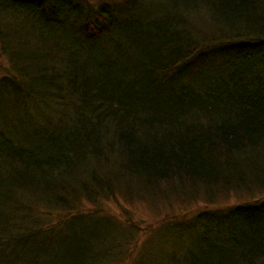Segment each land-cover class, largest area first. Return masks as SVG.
Here are the masks:
<instances>
[{"label": "trees", "instance_id": "1", "mask_svg": "<svg viewBox=\"0 0 264 264\" xmlns=\"http://www.w3.org/2000/svg\"><path fill=\"white\" fill-rule=\"evenodd\" d=\"M151 1L0 0V264H264V198L104 207L264 189V0Z\"/></svg>", "mask_w": 264, "mask_h": 264}, {"label": "rangeland", "instance_id": "2", "mask_svg": "<svg viewBox=\"0 0 264 264\" xmlns=\"http://www.w3.org/2000/svg\"><path fill=\"white\" fill-rule=\"evenodd\" d=\"M87 2L96 5L99 2H106L112 4L114 2H119L120 0H86ZM64 31H56L51 34V36L58 40L59 42H66L67 39L65 37ZM29 38L27 44H38L40 48V52H46L48 47L50 46L49 42L44 43L43 38L46 34H42L35 32V38L37 41H34L31 36L30 31ZM64 40V41H63ZM72 46V45H71ZM68 46L67 49L71 54H65V56L72 57L74 55L75 60L80 65V51H78L75 47ZM0 61H3V57L0 55ZM114 61V60H113ZM108 59L106 60L107 66H116L118 63L115 61ZM33 121H36L33 117ZM260 198H264V189H252L250 192H241V193H230V194H220L218 197L213 198L211 201H198L195 203H189L185 201H181L180 199H170L165 201H156V202H145L142 199H133L130 201H124V199H119L120 201H112L106 203L104 206L111 214L120 216L126 212L130 215V217L136 221L141 229H147L148 225H156L162 223L164 221H176L180 218H187L190 215L195 214L197 211L202 209H210V208H219L225 207L232 204L242 203V202H249L254 201ZM209 199V195L207 196ZM212 199V198H211ZM89 208V207H88ZM168 221V222H169ZM165 223V222H164ZM163 224V223H162ZM150 233V232H149ZM149 233L142 237V235H138V251H144V245H141L146 238L148 237ZM152 233V232H151Z\"/></svg>", "mask_w": 264, "mask_h": 264}, {"label": "bare ground", "instance_id": "3", "mask_svg": "<svg viewBox=\"0 0 264 264\" xmlns=\"http://www.w3.org/2000/svg\"><path fill=\"white\" fill-rule=\"evenodd\" d=\"M158 1L159 0H152L150 3H145V4H142V5H143L145 10L148 9V8H155V6L158 3ZM64 6H67V3H65ZM62 13H63V11H61V13H59V17L57 18V20L55 22H53L52 27H54L55 30L58 29L57 27L64 28V30H66L64 32L65 37H67L68 40L72 39V41H73V45L71 46V48L75 47L78 51H80V46H79L77 40L75 39V37H77V33H75V31L70 27V18L62 16L61 15ZM63 18H65V21H63V23H62V19ZM145 19L148 20L149 18H145ZM43 20H44V17L41 18V21H43ZM50 27H51V23H50ZM85 49L90 51V49H88V48H85Z\"/></svg>", "mask_w": 264, "mask_h": 264}]
</instances>
